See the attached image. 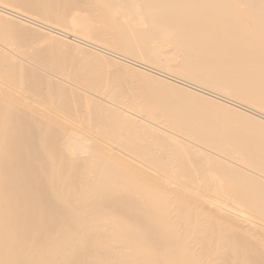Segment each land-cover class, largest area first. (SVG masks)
<instances>
[{
    "label": "bare ground",
    "instance_id": "bare-ground-1",
    "mask_svg": "<svg viewBox=\"0 0 264 264\" xmlns=\"http://www.w3.org/2000/svg\"><path fill=\"white\" fill-rule=\"evenodd\" d=\"M16 1L35 3L31 14L42 10L65 17L64 24L94 1L124 6L130 11L127 18L135 14L132 22L140 17L144 28L135 24L136 32L129 34L111 22L117 43L136 54L145 48L139 57L112 51L114 57L171 75V81L201 94L171 97L173 83L157 86L156 79L135 69L148 88L168 102L181 101L190 111L210 112L201 109L211 108L206 94L264 120V0ZM85 8L83 14L91 11ZM0 11L77 37L29 17L27 11L19 13L17 6L0 4ZM79 17L77 23L85 25L83 15ZM0 33L27 45L36 56L66 61L88 74L107 65L76 44L72 51L81 56L70 59L43 35L9 19L0 24ZM160 49L169 50L168 55ZM160 53L162 58L173 54L170 63L172 58L178 70L215 89L140 61L155 62ZM0 79L63 107L54 109L68 112L92 131L53 120L0 86V264H264V133L255 121L235 111L230 125L221 119L209 123L217 131L230 126L243 132L231 139L228 150L216 146V135L202 124L183 133L175 115L169 116L170 124L154 123L107 100L97 102L40 71L4 63L3 56ZM91 136L118 146L147 170L107 151Z\"/></svg>",
    "mask_w": 264,
    "mask_h": 264
},
{
    "label": "rangeland",
    "instance_id": "rangeland-1",
    "mask_svg": "<svg viewBox=\"0 0 264 264\" xmlns=\"http://www.w3.org/2000/svg\"><path fill=\"white\" fill-rule=\"evenodd\" d=\"M21 2L23 1H20L19 3L16 0L15 1L14 0H11V1L10 0H0V4L4 6L5 5L7 7L8 5H11L13 7L17 6L19 13L20 11H21V14L26 13L27 11L28 14L26 15H28L29 17H32L35 20L37 19L40 22L47 23L48 25H53V27L55 26L57 29L63 30L64 32H67L71 35L80 37L81 39L77 37L70 38V36H68L67 34H64V36H61V34H59L61 31L57 30L56 31L57 33L52 32L53 29L51 30L44 29L41 26H38L32 23L30 24L28 22L18 19L17 17H14V16L11 17L10 15H7L6 13L4 14V12L0 13V24H3L7 19H9L12 23L18 25L23 30L32 31V32L43 35L46 42L53 49L57 51L68 52L67 57H69L70 59L75 58L74 55L81 56L80 51H77V49L78 50L83 49L81 51H84L83 52L84 54L93 55L97 57L100 61L103 60V62L104 61L107 62V65L105 69L103 70H95L92 74H88L86 72L79 70L76 67L71 66L70 63L66 61L62 60L59 62L55 61L54 63H52L50 60L44 59L43 56H36L31 52V48H29L27 45H24L20 42H17L14 39H11L3 35L4 33L3 34L0 33V58H2V56L4 57V63L15 62L17 64H21L26 67L35 69L37 71H40L41 74L48 77L49 79H54L62 83H66V85L72 87L73 89L77 91L84 93L85 95L89 96L90 98L94 99L97 102L101 103V102H106L107 100L111 102L108 104H110L112 107L118 108L119 110H122V111H123L122 108H124L128 112L134 113V114H142L147 119H150L154 123L161 122V123L170 124L167 122L169 119V116L175 115L181 120V125L179 126L178 129L183 133L191 132L193 128V124H196V125L202 124L205 128L210 129V131L214 135H216L214 139L215 145L222 146L223 148H226L228 150L232 149L233 143L231 142V139H234V137L239 134L242 135L243 132L236 129L237 128L236 126H235L236 128H231L230 126H228L229 129L225 131H220V130L217 131L216 129L211 128L209 126V123L211 121L217 120V119L220 121L221 119L222 120L221 123L230 125L232 123L231 120L233 118L232 113L236 111V112L243 113V115H246L250 120L255 121L258 126L259 131L262 130L260 132L264 133V120L263 119L257 116H254L250 113L244 112L238 107L233 106L228 102H225L215 97L203 94L205 97H207V101L209 102L208 105H210L211 108H201V109L210 110V112L204 113L200 110H198L199 111L198 112V111H195L194 109L190 111L185 104L181 103V101L175 100L174 103L168 102L163 96L156 93V91H152L150 88H148L143 82V80L141 79V75L138 72H136L137 69L144 71L145 78L156 79L158 83L157 86L163 85L167 82L173 83L175 87H173L172 92H168L170 95H172L171 97L177 98V96L179 95L193 96L196 94H201L199 91L187 90L184 87H181L177 82L173 80L171 81V79L168 78L171 75L165 76L163 72L156 73V72H152L148 70L146 71L141 68H138L137 66H134L133 64L120 61L118 58L114 57L116 55L113 54L112 51L121 53L123 55L136 57L141 53L140 51L141 50L143 51V49L145 48V46L144 48L139 47L138 49L140 51H138V54H136L132 50H125L117 43L115 34L113 33L115 26L113 27V30H111L112 29V27H110L111 22H112V26L113 24H120V26L125 28L126 32L129 34H131L132 30L136 32V28L138 27V24L140 26L139 27L140 29L144 28L142 27V24H141L142 22L141 18L139 17L138 22H137L136 20L137 17L135 16V14H132L133 16L130 15V17L127 18V16H129L128 13H130V11L125 9L124 6L122 8L121 5L116 6V4H114V7H113V5L108 4V6L112 7L111 9L110 7H107V4L104 3L103 5V2L94 1L92 2L94 6L91 3L86 4L91 8V11L90 12L88 11L89 16H88V12L86 11H85V14L82 13V11H84L85 9L89 10V8H85L86 5H84L81 7V11L78 12L79 14L76 12V15L66 17L67 18L66 22H68V24H66V22L64 24L63 18L65 17L61 18L56 13L46 14L42 10L32 12L31 14L29 12V8H32L33 6L36 7L37 5L29 1H25L23 3ZM98 2H99V6H97L96 8L95 5H97ZM12 9L17 11V8H12ZM77 14L80 15V17ZM84 15H85V18L86 16L88 18L85 19ZM74 16L79 17L80 19L83 18L87 22L84 25V23L82 24V22L80 21V25H79V23H77V21L75 20ZM134 16L136 17V19H134V22H132L133 21L132 19L134 18ZM59 17L61 20L59 19ZM105 18H107L106 20L110 21V22L108 21L109 23L108 26H106L107 21L104 20ZM69 19H72V20H69ZM114 20L116 21V23H114ZM140 20L141 22L139 23ZM88 22H89V25L87 24ZM70 23L72 25H70ZM74 23H76L77 25ZM92 24H93V27H92ZM135 24L137 25V27H135L136 26ZM81 25L82 27L84 26L89 27L90 25L91 26L87 28L89 30L86 31V28L83 29ZM139 28L138 30L140 31ZM82 29L86 32H84ZM82 40H85V41H82ZM75 44L76 46L79 45L80 48H77L76 51L75 50L72 51V47L75 48L74 46ZM148 45H146V47H148ZM166 51L167 52H165L164 50L161 51L160 49V52H162V54L165 53L166 55H168L169 50H166ZM162 54L160 53V57L161 56L163 57ZM166 55H164V58L166 57ZM172 55L173 54L167 56L169 57V59L167 57H166L167 59H164L162 57L157 58L155 62H151L149 61V59H147L148 60L147 61L146 58H143L140 61L149 63L153 65L154 67L166 73L177 75L178 77L182 79L191 80L189 79L190 76L188 75L187 72H183L177 69V66H176L177 64H175L176 62H174L172 58H171L172 64L170 63V56ZM166 60H168V62H166ZM172 61L174 62L175 65L173 64ZM87 65L91 66L89 63ZM141 74L143 73L141 72ZM191 81L194 83L203 85L204 87H207L209 89H215L213 88V85L208 83L207 81H204V83H201L195 80H191ZM0 86L3 88H6L9 92L22 98L23 100L30 102L33 105H37V108L41 112L48 113L49 116L53 120L61 122L65 124L66 126L73 127L75 129L78 128L80 130H85L86 132H90V133L92 132L88 130L89 126L87 125L80 126L79 123L76 121L75 117H73L68 112L64 110L58 111L57 109H54V108H63V107L46 103L42 98L31 94L27 90V88H24L21 85L16 86L12 84V82H8L7 80H2V79H0ZM227 107H231V108H227ZM184 108H186L187 110ZM91 137H93V139L96 142H98L99 145H101L107 151L114 153L118 157H123L132 162L137 163L138 167L141 168L142 170H147L148 167L143 165L141 162L136 161L134 158L129 156L124 150L119 149L118 146L108 145L105 142V140H103L101 137H94V136H91ZM239 140L243 142L255 141V139H252V138L250 139L241 138Z\"/></svg>",
    "mask_w": 264,
    "mask_h": 264
}]
</instances>
